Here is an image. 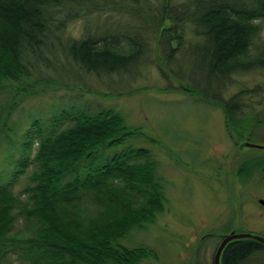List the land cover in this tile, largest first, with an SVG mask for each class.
<instances>
[{
  "label": "trees",
  "instance_id": "1",
  "mask_svg": "<svg viewBox=\"0 0 264 264\" xmlns=\"http://www.w3.org/2000/svg\"><path fill=\"white\" fill-rule=\"evenodd\" d=\"M160 1L155 17L163 22L161 34L168 46L181 43L180 32L187 24L205 40L195 67L207 80L213 83L253 65L264 68L260 58L241 63L259 33L256 22L264 19V0ZM104 2L117 0H0V93L7 94L0 109V138L13 131L9 122L22 95L35 85L45 87L32 90V97L65 88L47 78L29 84L32 72L43 77L42 67L53 66L51 55L57 58L59 49L87 74L111 75L135 64L142 53L139 38L130 39L133 47L127 54L119 51L122 43L116 35L63 39L69 22L104 12ZM8 83L17 87L9 90ZM241 105L240 95L225 103L228 128L240 122ZM140 137L113 109L64 110L50 120L34 119L21 142L23 158L17 160L11 180L0 183V264L10 252L20 264H136L151 256L153 252L124 244L133 231L155 224L165 209L164 180L151 151L132 144ZM34 147L37 152L30 161ZM31 163L37 171L35 185L27 188L26 206L12 188ZM257 167L255 161L244 163L242 179L249 180ZM16 211L35 227L34 236L15 241ZM263 251L264 245L255 240H237L226 247L222 264H244Z\"/></svg>",
  "mask_w": 264,
  "mask_h": 264
},
{
  "label": "rangeland",
  "instance_id": "2",
  "mask_svg": "<svg viewBox=\"0 0 264 264\" xmlns=\"http://www.w3.org/2000/svg\"><path fill=\"white\" fill-rule=\"evenodd\" d=\"M102 4L104 12L69 22L63 39L116 35L122 43L119 51L127 54L133 47L130 39L139 38L141 55L125 71L99 75L80 71L59 49L57 58L51 55L53 66L42 67L43 77L32 72L29 84L47 78L65 88L32 97V90L45 87L35 85L22 95L9 122L13 131L0 138V183L11 180L17 160L23 158L21 142L34 119L50 120L64 110L95 113L113 109L125 117L127 125L141 132L142 137L132 144L151 151L165 186L164 212L146 231H133L130 241L124 243L129 249L153 252L136 264H213L218 247L231 232L264 238V168L260 167L264 152L239 151L244 140L264 144V68L253 65L212 83L195 67L206 42L195 35L190 24L180 32L181 43H174L173 48L162 38L163 22L159 24L155 17L160 0ZM256 26L259 33L241 63L264 59V19ZM7 85L9 90L17 87ZM238 95L242 102V112L237 114L240 122L228 128L224 105ZM6 99L7 94L0 93V109ZM36 152L34 147L30 161ZM252 161L259 167L249 180H243L240 167ZM36 171V164H29L12 188L25 204L27 188L35 185ZM16 217L15 241L34 236L35 227L27 217L17 211ZM20 262L18 255L10 252L2 264ZM244 264H264V251Z\"/></svg>",
  "mask_w": 264,
  "mask_h": 264
},
{
  "label": "water",
  "instance_id": "3",
  "mask_svg": "<svg viewBox=\"0 0 264 264\" xmlns=\"http://www.w3.org/2000/svg\"><path fill=\"white\" fill-rule=\"evenodd\" d=\"M245 149H252V150H261L264 152V145H260L250 141H243L239 145V151H244ZM264 203V202H263ZM243 239H251L255 240L262 245H264V238L258 235L253 234H236L235 232H231L230 234L226 235L223 241L221 242L220 246L218 247L216 254L214 256V264H222V257L226 247L237 240Z\"/></svg>",
  "mask_w": 264,
  "mask_h": 264
},
{
  "label": "flooded vegetation",
  "instance_id": "4",
  "mask_svg": "<svg viewBox=\"0 0 264 264\" xmlns=\"http://www.w3.org/2000/svg\"><path fill=\"white\" fill-rule=\"evenodd\" d=\"M245 141H246V140H245ZM249 141H250V142H253V141H251L250 139H249ZM263 145H264V144H263ZM213 264H214V261H213Z\"/></svg>",
  "mask_w": 264,
  "mask_h": 264
}]
</instances>
